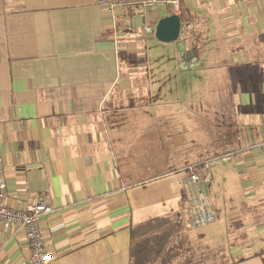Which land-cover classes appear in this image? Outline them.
Instances as JSON below:
<instances>
[{"label":"crops","instance_id":"obj_1","mask_svg":"<svg viewBox=\"0 0 264 264\" xmlns=\"http://www.w3.org/2000/svg\"><path fill=\"white\" fill-rule=\"evenodd\" d=\"M180 3L193 19L189 29L181 25L176 44H164L145 31L175 15L170 4L111 12L98 0H0L4 201L24 209L40 197L52 208L41 220L49 264H130L132 228L155 217L175 218L190 243L202 246L207 264H264V205L253 187L264 180V156L240 154L243 134L264 125V0ZM143 37L159 43L149 51L154 64L164 47L178 45L196 48L194 67L192 60L186 69L200 66L202 54L210 72L229 74L223 80L230 97L217 105L232 113L225 124L234 139L226 130L225 151L201 154L191 165L240 156L204 168L212 173L207 195L215 214L204 228L191 227L189 175L179 172L191 165H173L163 154L181 142V115L152 107L163 96L183 101L181 84L166 92L152 81L147 88L136 80L146 64L123 62L142 53ZM143 85L149 96L135 102ZM133 101L135 110L124 106ZM141 104L151 111H137ZM159 168L166 172L142 177L140 170ZM29 261L25 230L0 222V264Z\"/></svg>","mask_w":264,"mask_h":264},{"label":"rangeland","instance_id":"obj_2","mask_svg":"<svg viewBox=\"0 0 264 264\" xmlns=\"http://www.w3.org/2000/svg\"><path fill=\"white\" fill-rule=\"evenodd\" d=\"M151 38L152 41L150 42L148 37H143V40L141 41V44H143L144 47L142 53L137 52L135 56L133 55L128 59L126 58V56L122 57L125 65H127L128 61L130 60L146 64V66L142 70L139 69L140 72H138V75H136V80L138 82L143 81V84L145 83L147 88L149 83L151 84L152 81H155L156 83H164L166 92L172 90L171 84H181V88L180 90H178V99L183 98V101L179 103L175 100H172L175 99L173 95L163 96L162 102H159V104H157L155 107L152 106L156 113H174L178 116V119H180L181 115L180 121L177 122L180 125L179 131L181 132L179 135L181 142L180 144L171 146V148H164L163 154L172 156L174 160L173 165H179L182 167L193 164V162L198 157H200L201 154H205V156L207 157L209 153L213 155L215 154V152L225 151L224 136L226 130L228 131L229 135L230 133H233L235 135V132L230 128L228 129L227 124H225L227 123V115L230 119V114L232 115V113L226 112L224 110L219 111V109L224 106L217 105V101L220 100L219 98L222 99L230 97L229 87L228 89L226 88L227 83H225L223 80L225 79V76L227 74L210 72L209 68L205 66V61L204 58H202V54L199 56L201 64L200 66H198L196 69L189 68L182 70L180 65H178V62H181L180 48L182 46L178 45H168V47H164L166 54L160 58L155 55V57L158 59L154 64L149 51L158 48L159 43L155 41L154 37ZM176 43L177 41H175V44ZM168 50L174 51L178 59L171 56V53H169ZM150 65L151 68L149 67ZM219 80L222 81L219 82ZM146 87L144 86L136 90L140 92L141 95L138 99L135 100V102H139L138 100L140 98L142 99V102H144V99L148 98L149 92ZM126 104H129L128 107H131L133 108V110H135L136 104H134V101L126 102L124 106H126ZM137 107V111L145 112V109H147L143 108V110H141L142 107H144L143 104ZM152 107L150 106L147 109V112L151 111ZM250 135H248V137H244L243 134V152H241L240 154H250L253 155L254 158L263 157L264 150L258 147V145L262 141V139H264V125L258 127V129H252ZM230 138H233V136H231ZM216 142L219 143L216 144ZM235 144L236 141L233 144L232 149H234ZM237 147L239 146H236V149ZM240 154L235 152H233L232 154H228L230 155L229 161L232 160V158L235 159V157L240 156ZM218 155L222 154H217V156ZM192 166L193 165L183 168L179 172H186L187 176L189 175L190 177ZM163 169L164 168L146 169L140 171L143 175L142 177H150L163 172ZM202 171L207 172V170ZM164 172H166V170ZM146 174L147 176H144ZM187 182V189L190 193L189 195L192 196V194L194 193V186L190 184L189 178ZM256 182L253 183V187L256 193V201L259 205H264V180L259 181L258 183ZM150 183L156 184V182ZM190 209H192V203L189 201V211ZM262 216H264V214Z\"/></svg>","mask_w":264,"mask_h":264},{"label":"built area","instance_id":"obj_3","mask_svg":"<svg viewBox=\"0 0 264 264\" xmlns=\"http://www.w3.org/2000/svg\"><path fill=\"white\" fill-rule=\"evenodd\" d=\"M98 2L111 12L118 7L126 6H140L144 11L156 10L159 4H170L173 7L175 15L178 16L180 14V0H98ZM186 28L189 29V25H186ZM154 32L155 29L148 27L145 31L147 35ZM258 146L264 150V140ZM229 159L230 155L215 157L191 167L189 182L194 186V193L191 198L192 228H203L215 221V214L211 209V204L205 190L206 184L212 178L211 172L207 169H205L207 172H204L202 171L204 169L200 167L205 166L206 168L214 164H221ZM1 164L2 160L0 157V222H4L7 225L15 224L25 230L30 251V261L28 264H49L53 258L47 252L44 244L41 220L52 213V208L40 197L34 199L24 209L6 206Z\"/></svg>","mask_w":264,"mask_h":264},{"label":"trees","instance_id":"obj_4","mask_svg":"<svg viewBox=\"0 0 264 264\" xmlns=\"http://www.w3.org/2000/svg\"><path fill=\"white\" fill-rule=\"evenodd\" d=\"M179 18L184 28L193 19L192 14L182 3H180ZM194 58H197L196 48L182 52L180 61L185 66H189ZM227 75L229 76V74ZM231 127L232 124L229 123L228 129H231ZM228 139L231 141L234 139V136L230 138L228 134ZM200 168H205V166ZM211 182L212 178L206 184V193L207 186ZM131 237L130 264L207 263V254L204 258L205 251L202 246L200 245L198 248H195L190 243V238L181 230V224L173 217H155L140 225L134 226L131 230Z\"/></svg>","mask_w":264,"mask_h":264},{"label":"water","instance_id":"obj_5","mask_svg":"<svg viewBox=\"0 0 264 264\" xmlns=\"http://www.w3.org/2000/svg\"><path fill=\"white\" fill-rule=\"evenodd\" d=\"M180 33L181 21L179 16L174 15L167 18H163L159 21L155 30V37L160 42L172 43L178 40ZM184 50V47L180 48L181 52H183ZM196 60V58L193 59V64H191V67H194ZM182 68L186 69V66L182 64Z\"/></svg>","mask_w":264,"mask_h":264}]
</instances>
